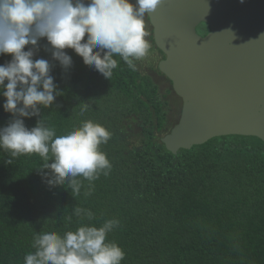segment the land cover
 Instances as JSON below:
<instances>
[{"label":"trees","instance_id":"1","mask_svg":"<svg viewBox=\"0 0 264 264\" xmlns=\"http://www.w3.org/2000/svg\"><path fill=\"white\" fill-rule=\"evenodd\" d=\"M46 44L40 41L35 58L50 61L63 94L41 108V117L57 135L86 120L104 126L111 138L100 148L111 170L92 181L87 196L89 181L77 177V195L67 183L49 188L42 182L38 155L7 164L9 154L0 150V264H24L36 233L63 235L109 219L120 221L107 239L123 249L122 264H264V141L223 136L174 154L157 137L170 126L167 96L136 61L133 71L114 57L118 67L108 80L71 49L73 67L64 71ZM10 60L0 56V64ZM4 102L0 96V127L12 119ZM37 119H25L26 126ZM129 122L141 129L136 146L126 137ZM76 206L93 219L74 215Z\"/></svg>","mask_w":264,"mask_h":264},{"label":"clouds","instance_id":"2","mask_svg":"<svg viewBox=\"0 0 264 264\" xmlns=\"http://www.w3.org/2000/svg\"><path fill=\"white\" fill-rule=\"evenodd\" d=\"M162 3L163 0H0V56H11L10 61L0 64V96L5 98L4 111L12 116L6 126L0 127V150L9 154L7 164H13V158L21 155L36 154L44 161L37 168L38 174L49 188L67 183L78 195L82 185L77 177H83L89 181L85 195L91 194L92 181L101 172L107 176L111 170L100 148L110 140L111 133L101 124L86 120L66 135H57L41 117V108L52 107L63 93L51 75L50 61L35 58L40 41L46 39L44 51L50 52L64 71L73 67L66 51L71 49L84 65L110 80L118 67L114 57L119 56L135 71L134 61L148 55L151 44L146 39L145 16ZM33 117L38 119L29 129L25 119ZM74 215L89 220L94 216L79 206L74 208ZM119 226L118 219H109L99 227L81 224L63 235L55 231L36 233L34 251L25 255L24 264H122L123 249L107 239Z\"/></svg>","mask_w":264,"mask_h":264},{"label":"water","instance_id":"3","mask_svg":"<svg viewBox=\"0 0 264 264\" xmlns=\"http://www.w3.org/2000/svg\"><path fill=\"white\" fill-rule=\"evenodd\" d=\"M148 17L165 55L159 71L183 101L166 149L223 136L264 141V0H163Z\"/></svg>","mask_w":264,"mask_h":264},{"label":"rangeland","instance_id":"4","mask_svg":"<svg viewBox=\"0 0 264 264\" xmlns=\"http://www.w3.org/2000/svg\"><path fill=\"white\" fill-rule=\"evenodd\" d=\"M132 2L134 3L135 0H132ZM145 26L146 31L148 32V36L146 37V39L150 42L151 48L147 56H145L141 60H137L136 62L138 63L140 71L143 74L150 75L155 83L160 87L161 93L167 96V100L169 103L170 126L167 131L157 134V137L159 139H162L171 131L175 124L178 123L182 112L183 101L173 90L171 82L166 79V77L159 71V63L164 59V55L152 40L151 27L148 22L147 15L145 16ZM125 131L126 137H129V140L133 145L136 146L141 142V129L136 123H127Z\"/></svg>","mask_w":264,"mask_h":264},{"label":"flooded vegetation","instance_id":"5","mask_svg":"<svg viewBox=\"0 0 264 264\" xmlns=\"http://www.w3.org/2000/svg\"><path fill=\"white\" fill-rule=\"evenodd\" d=\"M147 18H148V22H149V24H150V27H151V34H152V39H153V42H154V28H153V26H152V24H151V22H150V19H149V17H148V15H147ZM205 29H207V30H205ZM197 32L200 34V35H202V36H205L208 32H209V27L206 25V24H204V23H202V24H200L198 27H197ZM162 53V52H161ZM163 54V53H162ZM164 55V54H163ZM164 58H165V55H164ZM164 75V74H163ZM165 76V75H164ZM166 77V76H165ZM167 79V78H166ZM172 84V83H171ZM173 86V85H172ZM176 125V124H175ZM170 133V132H169Z\"/></svg>","mask_w":264,"mask_h":264}]
</instances>
